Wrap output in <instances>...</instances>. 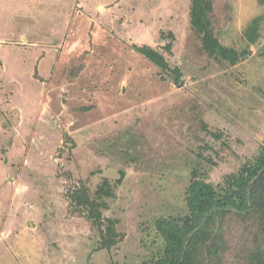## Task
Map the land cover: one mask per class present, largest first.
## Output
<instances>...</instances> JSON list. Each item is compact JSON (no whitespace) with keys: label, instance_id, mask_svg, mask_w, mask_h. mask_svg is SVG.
Wrapping results in <instances>:
<instances>
[{"label":"rangeland","instance_id":"1","mask_svg":"<svg viewBox=\"0 0 264 264\" xmlns=\"http://www.w3.org/2000/svg\"><path fill=\"white\" fill-rule=\"evenodd\" d=\"M191 1L0 0V264H143L161 248L158 218L186 213L194 169L217 185L256 156L264 0L214 1L215 35L249 54L235 67L200 52ZM144 45L178 83L134 49ZM105 179L116 197L103 214L121 236L111 250L66 198Z\"/></svg>","mask_w":264,"mask_h":264},{"label":"trees","instance_id":"2","mask_svg":"<svg viewBox=\"0 0 264 264\" xmlns=\"http://www.w3.org/2000/svg\"><path fill=\"white\" fill-rule=\"evenodd\" d=\"M214 1H191V27L200 39L202 54L220 65L235 67L249 54L224 45L215 35L210 19ZM260 21V17L254 19L245 31L253 44L260 37ZM169 35L174 38V34ZM172 47V43L167 44L164 52L171 53ZM134 49L179 82L180 70L170 67L164 53L146 45ZM260 55L264 58V46ZM209 133L215 138L221 136ZM124 178L122 172L117 185ZM115 197V187L108 179L99 185L94 196L84 183L72 187L66 195L70 214L85 218L98 233L100 250H111L121 241L117 222L103 214L108 200ZM184 200L185 214L156 221L161 248L143 264H226L229 253H233L237 264H264V144L255 157L217 185L194 169Z\"/></svg>","mask_w":264,"mask_h":264}]
</instances>
